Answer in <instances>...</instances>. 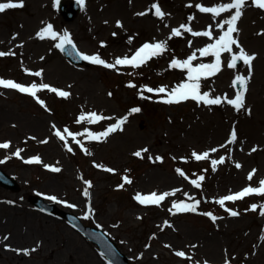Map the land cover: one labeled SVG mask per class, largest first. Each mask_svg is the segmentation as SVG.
Here are the masks:
<instances>
[{
	"label": "rangeland",
	"instance_id": "rangeland-1",
	"mask_svg": "<svg viewBox=\"0 0 264 264\" xmlns=\"http://www.w3.org/2000/svg\"><path fill=\"white\" fill-rule=\"evenodd\" d=\"M64 1L70 8L69 0ZM230 2L84 0L72 22L60 16L56 0H24L23 8L0 13V51L13 53L0 57V79L24 86L47 84L69 93L62 97L41 89L36 97H22L16 89L0 87V144L10 145L0 148V168L21 187L18 193L0 186V264H110L65 219L35 209L30 199L37 194L78 216L85 225L102 228L131 264H264V215L259 207L264 205V196L253 194L225 201L223 206L217 202L245 187H258L264 179V10L247 1L237 23L239 43L256 55L244 108L237 111L224 101L225 96L234 99L238 92L235 77L248 75L243 63L239 68L227 67L229 53L222 54L221 72L201 81V92L221 97V104L193 100L167 104L162 102L164 94L147 91L143 96L149 98H141L145 87L170 90L185 82L187 70L170 68L171 60H184L214 42L183 30L182 35L169 38L171 30L185 24L193 31H204L211 25L213 38H218L222 31L217 25L235 10L214 20L195 5ZM157 3L168 14L163 19L154 14L152 5ZM190 17L194 19L190 21ZM48 23L59 34L67 31L81 53L98 54L108 63L131 57L146 42L166 41L167 51L138 68L77 67L55 46L59 39L37 38L36 33ZM233 52H239L235 45ZM196 55L194 66L215 59L200 57L198 51ZM38 71L41 76L34 75ZM135 107L141 111L131 113ZM92 112L108 119L77 122L81 115ZM125 116L122 130L99 141L88 139V132L99 134ZM65 128L81 143L66 133V140L55 135ZM233 129L237 140L229 144ZM145 148L148 151H142L140 157L134 155ZM213 148L217 151L211 152ZM18 149L19 157L14 155ZM193 152H209V157L197 161ZM37 156L41 163L25 162ZM221 157L224 163L213 170L212 161ZM52 167L60 171L53 172ZM201 175L204 180L197 188L192 181ZM86 182L91 183L90 188ZM153 192L174 195L159 205L141 204L136 199L138 194ZM51 196L57 199H48ZM195 201H199L195 212L172 209L173 202ZM254 204L258 206L255 211L251 210ZM229 210L239 215L233 217ZM205 213L217 219L213 221ZM177 251L185 256H177Z\"/></svg>",
	"mask_w": 264,
	"mask_h": 264
},
{
	"label": "snow or ice",
	"instance_id": "snow-or-ice-1",
	"mask_svg": "<svg viewBox=\"0 0 264 264\" xmlns=\"http://www.w3.org/2000/svg\"><path fill=\"white\" fill-rule=\"evenodd\" d=\"M58 3L59 0H56ZM78 2L83 5L84 0H78ZM247 4V0H231L230 3H221L217 4L215 6H203L201 4H196L195 7L198 9L201 13H210L215 20L216 17H220L222 13L230 12L231 10H235L234 13L230 16V18L222 20L217 27L222 31V34L218 36V38H213V32H212V26L209 25L207 30L204 31H193L192 27L181 24L178 28H173L171 30L170 37L173 36H180L182 35V31L190 33L192 36L195 37H208L209 39H213L214 42L207 44L205 47L197 49L196 51L199 52L200 57H208L212 56L214 57V62L211 63H200L198 65H193V61L197 59L196 51L192 53V55L188 56L184 60L179 59H172L170 62V68H178L182 70H187V77L186 81L180 83L179 85L173 87L172 89H167L164 86L158 87L156 89L152 87H145L141 89V98H149L144 97L143 92L147 91L148 93H157V94H164L165 98H163L162 102L167 104H173V103H180L187 100H193L197 103H203L205 105H219L222 103V99L219 96L212 97L210 92H201V81L204 79H208L210 77H213L217 75L222 70V54L229 53L231 54V59L227 63V67L229 69H234L237 67L238 62H243L244 65L248 66V75H237L235 79L233 80V85H239L240 91H238L235 95L234 99H228L227 96L224 97V101H226L229 105H232L237 111L244 108L245 104V93L247 91V84L248 81L251 79V69H252V62L256 59V55L254 53L249 54L239 43L238 34H239V28L237 27L238 21L243 16L244 12L243 9L245 8ZM252 4L261 9L264 10V0H252ZM191 6V5H189ZM24 7V0H18V2H13V0H6V2H0V13H4L8 9H17V8H23ZM152 8L155 10L154 14L159 17L160 19H163L167 13L163 12L159 6V4H153ZM146 13H137V15H145ZM194 19V17H190L189 20L191 21ZM225 25H227V28L225 30ZM117 26H122L119 21H117ZM234 33L236 36H234ZM37 38L43 40L45 38H50L52 40L59 39V43H57L55 46L62 51L67 50L66 46H70L71 49L75 50L76 45L73 43L69 33L67 31H64L63 34H59L53 29V25L51 23L46 24L44 27H42L37 33ZM233 45H235L238 49V53L233 52ZM167 51V43L166 41H158V42H151V43H144L139 49L135 51V53L131 56H125L123 58H116L114 63H108L104 59H102L98 54L95 55H87L83 53H77L81 59L90 61L93 64L96 65H102L107 68H115L117 65L121 66H132L134 68H138L144 64H146L149 60L153 59L154 57L161 56ZM13 53H6L0 51V57L10 55ZM41 72L38 71L34 73L36 76H41ZM0 86L4 88L9 89H16L22 93H27L33 97L37 96V92L41 89H48L51 92L57 93L59 96L67 97L69 95L68 92L58 90L54 87H50L47 84H41L39 87L36 84H32L31 86H24L22 84L16 83L12 80H4L0 79ZM129 87H136L134 84H129ZM39 103L43 104V101L38 100ZM131 113H138L141 111L140 108L135 107L132 108ZM102 119H108L106 117H103L101 115H98L95 112H92L88 115H81L78 119V123L81 121L87 120L89 123H96ZM127 121V116L120 118L117 123L109 126L105 131L95 134L92 132H88L87 136L90 140H96L99 141L102 138L108 137L111 133L122 130V125L125 124ZM65 133L68 137H71L73 140L76 141L77 144H80L81 142L79 140H76V135L70 132L67 128L64 129V133H61L60 131H56L55 135L59 137L61 140H66ZM237 140V133L236 130L233 129L230 133V139L228 140V143H235ZM46 142V141H42ZM10 145L9 143H3L0 144V148H8ZM81 147H83L81 145ZM221 147H225V145H221ZM67 150L69 152L72 151L71 147H68ZM85 152H87V149H84ZM147 152L148 149H142L141 151H137L134 153L135 156L140 157L141 153ZM217 149L213 148L211 149V152H216ZM252 151H256L255 148L252 149ZM21 150L18 149L14 155L17 157L20 156ZM192 156L197 160H206L209 157V152H204L203 154H197L196 152L192 153ZM157 160H162L161 157H156ZM26 163H41L40 157H33L27 161ZM224 163V158L221 157L219 160H213V170H215V165ZM237 168H240L241 165L237 163L235 165ZM47 167V166H46ZM107 171L111 172L113 169H106ZM51 171L53 172H59L60 168L58 167H52ZM177 172L184 176L185 174L180 170L177 169ZM255 170H253L252 173H249L248 179L251 180L253 178ZM204 176H200L198 180H193L192 183L199 188L200 183L199 181H203ZM126 183H131L130 180L125 178ZM88 185V188L91 187L90 182H86ZM120 187H123V185H120ZM261 195L264 196V179L259 181L258 187H245L241 191L227 195L219 199L217 202L223 206L225 204V201H237L245 198L249 195ZM84 195H89L87 188L85 189ZM174 195V192H165L163 194L158 195L157 193L153 192L149 195H137L136 199L141 204H150V205H159L162 201L165 200L166 197ZM50 200H56L57 198L55 196L48 197ZM199 204V201H195L194 203H185V202H173L172 209H175V212H195L197 205ZM69 207H75V205H68ZM257 205H252L251 210L255 211L257 209ZM261 211L260 214L264 215V205L259 206ZM170 209V212L172 211ZM230 211V215L235 217L239 215L236 211ZM91 212V208H89V213ZM205 215H208L212 218L213 221L217 219V217L212 216L211 213H205ZM87 218V217H86ZM35 249H33L34 251ZM25 254H28V250H23ZM179 257H184L185 253L183 251H177L175 253Z\"/></svg>",
	"mask_w": 264,
	"mask_h": 264
},
{
	"label": "water",
	"instance_id": "water-1",
	"mask_svg": "<svg viewBox=\"0 0 264 264\" xmlns=\"http://www.w3.org/2000/svg\"><path fill=\"white\" fill-rule=\"evenodd\" d=\"M78 11H79V6L76 3L71 4V9L69 11L66 9V6L64 4L61 5V13L66 21L73 20ZM66 48L67 50L64 51V54L66 55V57L70 59L71 62L75 64H83V62L77 57L76 50L71 49L70 46ZM0 185L8 189H11L12 191L20 190L17 182L2 171H0ZM31 203L37 208L43 210L48 209L49 211L52 210L51 212H56L58 214L64 215L65 217L71 220V223L74 226L82 228V226L79 225V220L76 217H73L72 215H69L64 212L57 211L55 205L45 204L42 199L37 197H33L31 199ZM85 231L90 238L97 241L102 246L104 253L109 257V259L112 260L114 264H129L128 258L120 252L116 244L111 240H109L106 236H103V234L100 231L92 230V229H87ZM98 235H102V237L98 238L97 237Z\"/></svg>",
	"mask_w": 264,
	"mask_h": 264
},
{
	"label": "bare ground",
	"instance_id": "bare-ground-1",
	"mask_svg": "<svg viewBox=\"0 0 264 264\" xmlns=\"http://www.w3.org/2000/svg\"><path fill=\"white\" fill-rule=\"evenodd\" d=\"M15 238H16V236H15ZM18 238V237H17Z\"/></svg>",
	"mask_w": 264,
	"mask_h": 264
}]
</instances>
